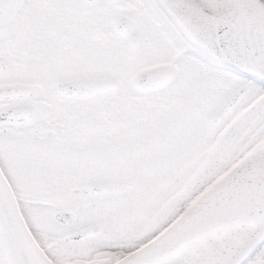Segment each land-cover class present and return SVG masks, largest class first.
<instances>
[{
	"label": "snow or ice",
	"instance_id": "snow-or-ice-1",
	"mask_svg": "<svg viewBox=\"0 0 264 264\" xmlns=\"http://www.w3.org/2000/svg\"><path fill=\"white\" fill-rule=\"evenodd\" d=\"M0 264H264V0H0Z\"/></svg>",
	"mask_w": 264,
	"mask_h": 264
}]
</instances>
